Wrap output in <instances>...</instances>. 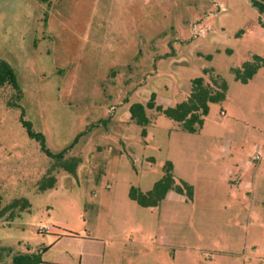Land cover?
<instances>
[{"label": "rangeland", "instance_id": "rangeland-1", "mask_svg": "<svg viewBox=\"0 0 264 264\" xmlns=\"http://www.w3.org/2000/svg\"><path fill=\"white\" fill-rule=\"evenodd\" d=\"M50 10L55 39L48 57L33 47L36 20H27L10 41L0 28V61L14 69L19 85V92L0 88V210L15 200L30 204L0 217V264H12L27 246L51 248L47 260L68 264H264V156L252 160L256 147L264 155V68L240 88L232 73L254 55L264 58V14L250 0H55ZM147 35L158 36L145 44L153 48L180 39L185 63L174 72L166 59L160 68L183 94L204 69L230 83V111L222 117V105L214 104L191 143L186 133L169 140L173 121L150 112L147 139L133 124V149L109 158L99 181L62 173L55 189L39 192L52 160L28 136L22 114L50 151H60L74 129L68 143L86 129L79 113L104 70ZM133 66L111 70L121 79L115 87L108 75L103 98L129 97ZM141 75L134 79L144 84L149 73ZM193 146L190 162L184 152ZM171 160L175 176L196 188L194 201L174 194L157 208L132 201L131 187L150 191ZM8 247L12 253L2 250Z\"/></svg>", "mask_w": 264, "mask_h": 264}, {"label": "crops", "instance_id": "crops-1", "mask_svg": "<svg viewBox=\"0 0 264 264\" xmlns=\"http://www.w3.org/2000/svg\"><path fill=\"white\" fill-rule=\"evenodd\" d=\"M54 2L55 0H0V28L2 34L4 33V41H10L13 37L18 36L19 27L21 25H24L27 20H29L28 23H30L31 19L36 20L39 27L38 29L34 27L33 47L34 50L38 51L40 57L44 55L45 57H48L51 53V43H53L55 39L51 31L49 30L50 19L53 17V15H51L50 9ZM27 8L29 9L30 13L25 12ZM23 37L24 36L22 32L20 39H22ZM156 37L147 35L148 40H141V44L136 43L133 47L132 53H130L128 56L124 54L122 55V57H117L116 60H112L113 62L104 70V72L102 73L103 75H101L97 80L98 83L95 85V90L91 93V96H88V98L86 99V104H84V106L82 105V108L84 109L81 110L79 114L82 118V121L86 123V129H83V125L81 126V129L83 130H81L79 134L83 133V136L80 138L78 144L75 146L71 153L72 155L80 156L83 159V163L79 167L76 177L79 181H99L107 173L106 167L109 158L114 155L123 154V152H126L127 149H133L134 138L131 135V126L133 124H136L132 120V115L130 112V108L133 104L141 103L143 105H146L150 101L152 94H156V103L158 105H163L165 107H174L175 105L185 101L190 95L191 91L189 92V94H183V91H181L180 88L175 87V85L169 79L165 78V73L163 74L160 68V62L166 59H171L170 70H173L174 72L179 71V63H185L183 61V58L179 57V53L177 51V46L180 45V42L178 40L180 39L178 37H174L173 39H175L176 42L172 43L170 46L164 45L163 41L159 43L160 45H156L154 48L150 47L149 45L145 46V44L147 43H152ZM123 56L127 57L125 58ZM138 58L141 60L138 64H136V60ZM156 58H159V60H156ZM132 62H134V69L133 72L130 73L128 81L130 83H133L130 84L129 87V97L125 98L124 102H120L117 99H115V101H112L110 97L108 99H106L105 97L103 98L101 94V86L102 83L106 81V79H109L108 75L115 77L113 81H110V83L115 87L118 86V81L121 79V77H117L115 71L111 70L118 66H124L125 63H128L129 65ZM146 66L153 67V69L150 70L151 72H146L148 71ZM55 70L56 73H62L64 71L59 67H54V72ZM142 70L144 71L143 73ZM146 73H149V75H147V77L145 78L144 84L137 83V80L135 79L142 76L141 74ZM192 80L193 79H191V82ZM235 82V88H240L238 84L247 86L250 83L249 82L248 84H242L241 82L236 81V79ZM228 85L229 90L227 99L226 101L221 103L222 111H224L225 113H227V111H230L227 102L231 93V84L228 83ZM213 105L214 104H211L210 108ZM150 112H154V116L156 117L160 116L161 114H158L155 110L147 109L146 113L151 121L149 126H152L153 117L149 115ZM173 123V127H171L168 132L169 140L175 136H182L179 134H185V132L181 131L177 127L174 121ZM75 131L76 129H74L70 133L71 136L70 138H68V141L72 139ZM202 131L203 129L197 134L186 133L191 136L185 137L186 140H188L187 142H190L192 140L189 138L199 135ZM147 132L149 135L148 128ZM147 137H145V139H147ZM68 141L64 142L65 144L63 145H66L64 148H66L73 142L72 141L68 143ZM144 141V143L147 145V140ZM64 148H62L61 150H63ZM196 151L197 149L194 146L192 148H187L184 152L185 158L192 162V158L196 155ZM170 162L173 163L174 172H176V161L171 160ZM62 173L65 172H60L58 176ZM96 174H99V176L96 177ZM186 182L189 183L190 181L187 180ZM108 186L110 185L108 184ZM172 194L179 195L175 192H169L166 198ZM40 230L43 232L45 231V228L41 226ZM50 250L51 248L43 250V248H33L31 246H27L23 251H19L18 253L41 254L42 263L40 264H68V261L65 262L62 260H47V255L51 253ZM81 264L85 263L81 262Z\"/></svg>", "mask_w": 264, "mask_h": 264}, {"label": "trees", "instance_id": "trees-1", "mask_svg": "<svg viewBox=\"0 0 264 264\" xmlns=\"http://www.w3.org/2000/svg\"><path fill=\"white\" fill-rule=\"evenodd\" d=\"M250 2L262 16L264 14V0H250ZM226 52L232 54V50H227ZM207 58L209 60L212 59L211 56ZM262 68H264V58L254 55L251 60L243 63L241 67L232 68V73L236 81L248 84ZM6 85L11 86L19 92V85L14 69L7 62L0 61V88ZM191 85V92L188 98L174 107L158 105L156 103V94H152L150 101L146 105L135 103L131 106L132 120L143 128L142 137H147V127L151 123L146 113L147 109L155 110L158 114L174 121L177 127L185 133L197 134L203 129L205 118L210 112V105L221 104L226 101L229 85L213 69H204L202 76L193 79ZM20 120L28 136L36 140L40 145L41 151L52 160L51 166L38 183V191L47 192L55 189L60 172H65L76 178L83 159L71 153L83 136V133L79 134L66 148L54 153L47 148L45 137L34 131L31 123L24 119L23 114ZM169 192H175L184 196L188 202L194 201V186L183 179L176 178L174 165L170 161L166 162L162 178L154 184L150 191L144 192L136 187H131L129 197L143 208H157L166 199ZM29 209L30 204L25 199L15 200L11 205L0 210V217H3L7 213H10L12 216L16 210L27 211ZM2 250L8 253L13 252V249L10 247L3 248ZM40 263H42L41 254L17 253L12 258V264Z\"/></svg>", "mask_w": 264, "mask_h": 264}, {"label": "built area", "instance_id": "built-area-1", "mask_svg": "<svg viewBox=\"0 0 264 264\" xmlns=\"http://www.w3.org/2000/svg\"><path fill=\"white\" fill-rule=\"evenodd\" d=\"M221 116L222 117L225 116V112L224 111L221 112ZM263 156H264L263 152L260 150V148L256 147L255 152L252 155V160L255 161V162L260 161V160L263 159Z\"/></svg>", "mask_w": 264, "mask_h": 264}]
</instances>
